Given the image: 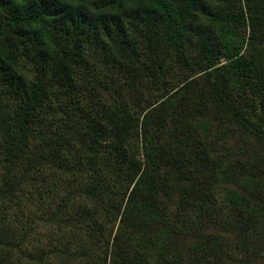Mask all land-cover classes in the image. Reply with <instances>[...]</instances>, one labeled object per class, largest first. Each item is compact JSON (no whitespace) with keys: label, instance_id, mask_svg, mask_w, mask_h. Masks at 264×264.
<instances>
[{"label":"trees","instance_id":"1","mask_svg":"<svg viewBox=\"0 0 264 264\" xmlns=\"http://www.w3.org/2000/svg\"><path fill=\"white\" fill-rule=\"evenodd\" d=\"M138 1L135 19L152 33L162 14L177 29L195 10L236 24L223 38L196 28L215 40L214 49L200 44V69L189 68L211 70L201 76L206 90L183 72L155 101L145 88L152 105L141 113L120 83L138 84L144 72L121 60L132 41L118 22L75 0H0V264H44L61 247L62 264H264V0ZM235 126L246 139L216 152L213 134L227 142ZM139 135L143 159L136 151L113 160ZM214 183L226 185L220 204ZM30 220L44 239L29 240ZM71 226L99 243L110 226L107 251L72 253Z\"/></svg>","mask_w":264,"mask_h":264},{"label":"rangeland","instance_id":"2","mask_svg":"<svg viewBox=\"0 0 264 264\" xmlns=\"http://www.w3.org/2000/svg\"><path fill=\"white\" fill-rule=\"evenodd\" d=\"M119 0H75L76 4L80 7V10L87 11L90 10V12H96L98 15L104 16L109 15L108 20L116 22V29L120 31L121 27L123 29V32H125L129 37L128 39H131V49L130 53L128 52L126 55H123L121 60H129L131 58V64L133 67V70H142L144 72L143 78L138 82L132 83L127 81L125 78H122L120 83L122 85V88L131 93L128 96V98L125 100L126 104L128 103L130 108L135 109V112L141 113L142 108L146 105L151 106L152 101L150 99V93L146 90H152L151 96L152 99L155 101L157 100V97L155 94L157 92H165L166 86H174L177 84H182L185 79L182 78V73H187L188 81L193 80L197 77H199L200 84L197 86L199 91L206 90V86L204 85V80L201 77L202 74L208 73L211 70L205 71V73L199 74L197 69L191 70L190 67H197L200 69L201 67V61H200V44H207V47L210 49H214L215 46L213 43H215V40H209L207 42H204V40L200 39L199 35L197 34V26L200 27H210L211 31L208 32L209 35H213L216 33L222 32V38L225 36H228L229 33L233 30V28L236 26L235 23L229 20L230 16H228L227 19L222 18V21L219 20V17L213 18L208 20L203 16V14H199L198 11L189 12L186 13V23L183 25V27H178L177 29H174L171 22H166L165 15H161L160 21H163L160 23V27L155 29V32L152 33L151 30L135 19V17L138 16V10L140 8L139 1L138 0H121L119 6L117 7V11H114V3ZM176 5H180V0H172ZM223 0H201V5L212 8L216 5H222ZM228 3V2H227ZM141 6H147L146 2L141 1ZM142 12V11H141ZM139 17L143 20L141 17V14ZM226 20V21H225ZM114 25V23H113ZM115 27V25H114ZM144 27V30H143ZM196 30V31H195ZM213 32V33H212ZM215 32V33H214ZM112 35L117 38L115 35V30H112ZM100 36L107 37V34L104 32H101ZM106 39V38H105ZM246 49L242 51V53H245ZM181 53L184 56H194L196 59V62L192 60V62H188L187 65L182 62V65H178L181 57ZM169 61V64H168ZM227 63V60L222 57L219 60V65H224ZM138 68V69H137ZM154 69L156 73H153L152 76L148 77V70ZM204 72V71H203ZM181 76V77H180ZM116 80L113 81L112 85L115 86ZM187 82V81H186ZM140 87V88H138ZM136 89V90H135ZM113 100V99H111ZM225 117H227V113H224ZM218 123V121H216ZM245 132V128L240 126H235V133L233 134L231 140L229 141H223L220 140V135L217 133H214L211 137L210 144L211 146H214V150L217 152L219 150L220 154L225 153H231L233 150V147L240 143L241 140L246 139L247 134L242 135ZM204 136V135H202ZM144 140L139 135L138 141L134 139L133 137L129 140V144L126 145L124 148V152H122L121 155H117V157H114L113 160L121 159L124 157V154L126 157H135L134 154H136V151L139 153L140 158L143 159L142 155V145ZM256 148H253V150L258 149L259 144L256 143ZM216 147V148H215ZM262 146L261 148H263ZM115 162V161H114ZM104 178L98 177V181L102 180ZM112 187V185H108ZM61 192L64 193L63 187H61ZM214 192V196L220 204L227 193L226 185H216L214 183V187L212 190ZM122 195H113L109 200L110 203L114 205H120ZM60 198H62L60 196ZM27 203V201H26ZM36 207L38 206V200L36 198L35 200ZM29 205H34L29 204ZM30 207V206H29ZM28 207V208H29ZM35 207V208H36ZM33 210V208H32ZM101 217L105 218V215L103 214V211L101 212ZM33 219V218H32ZM32 220H30L28 233H30V236L28 237L29 240H32L31 238L37 237L38 239L42 240L44 239L43 230H41L40 226H37V224L32 223ZM111 222V229L114 228V233L117 231L118 226H115V223L110 220ZM110 226L105 229V239L102 243H99V240H97L92 233H84V230L76 227L71 226L74 230L75 236H72V242L73 245L70 246V251L72 253L75 252H82L83 249H86L88 246L91 247L92 250H99L100 246L104 249V252L107 251L109 242H111L112 236L110 235ZM115 226V227H114ZM68 228V227H67ZM69 229V228H68ZM70 231V229H69ZM32 232V235H31ZM104 233H95L97 236H103ZM33 236V237H32ZM49 237V236H47ZM46 237V238H47ZM35 247H39V244L37 242L29 243V247L27 244L28 249H33ZM64 247H61L59 250L62 251ZM57 249L46 253L48 256L47 263L44 264H62V255L58 254L60 252ZM37 251V250H36ZM94 253V252H93ZM103 256H105V253H103ZM25 262L27 260H33V259H24ZM78 261V260H77ZM34 263L30 262L31 264H43L40 261H37L36 259L33 260ZM74 263H76V260H74ZM28 264V263H26Z\"/></svg>","mask_w":264,"mask_h":264}]
</instances>
